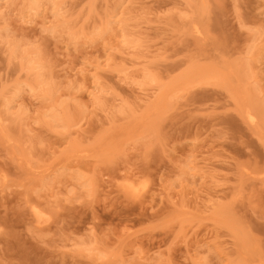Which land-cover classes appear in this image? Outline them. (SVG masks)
I'll return each mask as SVG.
<instances>
[{"label": "rangeland", "instance_id": "1", "mask_svg": "<svg viewBox=\"0 0 264 264\" xmlns=\"http://www.w3.org/2000/svg\"><path fill=\"white\" fill-rule=\"evenodd\" d=\"M0 264H264V0H0Z\"/></svg>", "mask_w": 264, "mask_h": 264}, {"label": "bare ground", "instance_id": "2", "mask_svg": "<svg viewBox=\"0 0 264 264\" xmlns=\"http://www.w3.org/2000/svg\"><path fill=\"white\" fill-rule=\"evenodd\" d=\"M118 25V24H117ZM102 96V93L101 92H96L94 94H92V97H95L96 99H100V97ZM261 112H263L262 110H260ZM250 119L253 120V117L250 116ZM145 186H142L141 188L143 189ZM128 190L131 191V194L132 195H137L140 193L141 189H137V188H134V187H128Z\"/></svg>", "mask_w": 264, "mask_h": 264}]
</instances>
